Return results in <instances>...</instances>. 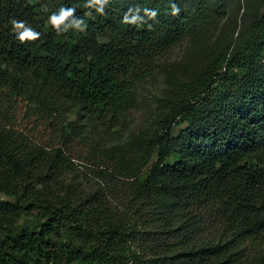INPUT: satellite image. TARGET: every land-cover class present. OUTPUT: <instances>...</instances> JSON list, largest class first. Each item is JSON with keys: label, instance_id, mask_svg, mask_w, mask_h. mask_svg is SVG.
Instances as JSON below:
<instances>
[{"label": "trees", "instance_id": "obj_1", "mask_svg": "<svg viewBox=\"0 0 264 264\" xmlns=\"http://www.w3.org/2000/svg\"><path fill=\"white\" fill-rule=\"evenodd\" d=\"M45 1L0 0V95L42 121L59 107L41 93L49 86L89 118L116 119L142 77L136 57L169 51L214 9L200 10L203 0H47L57 14L75 9L58 33L38 14ZM13 19L39 38L21 42ZM104 30L114 33L107 42ZM164 101L134 155H100L101 185L83 196L56 182L72 165L62 147H42L0 117V264H264V0L233 44Z\"/></svg>", "mask_w": 264, "mask_h": 264}, {"label": "rangeland", "instance_id": "obj_2", "mask_svg": "<svg viewBox=\"0 0 264 264\" xmlns=\"http://www.w3.org/2000/svg\"><path fill=\"white\" fill-rule=\"evenodd\" d=\"M174 1L179 4L187 0ZM222 1L203 0L200 10L210 13L209 8H214L211 19L207 24H197L169 51L157 54L149 61L142 56L136 57L137 70L142 77L136 83L133 97L124 112L116 119L89 118L65 98V93L50 86L41 93L54 95L59 107L47 110L49 117L46 121L38 118L34 111H29L34 107L27 103L19 105L14 99L8 101L5 95H0V117L7 125L22 131L42 147L50 150L52 147L63 148L72 165L59 174L56 182L68 185L78 196L98 190L101 182L96 170L100 155L105 156L112 150L121 151L127 156L134 155L136 137L154 125L155 119L163 111L164 100L177 96L185 83L196 79L213 64L216 56L233 44L246 22L261 11L263 3V0H229L222 9L224 12L216 13ZM188 3H193V0H188ZM37 11L51 29L47 21L54 13L53 4L47 0L41 2ZM116 14L120 16V13ZM86 19L94 23L101 21L93 12H89ZM123 24L129 30L142 29L136 18H125ZM113 35L109 30L98 33L101 42H107ZM1 70L16 72L11 64L2 65ZM36 83L32 81V84ZM2 92L0 94H4ZM177 132L178 127L174 126L172 133L176 135ZM56 182L50 185L54 186ZM2 198L14 201L7 196Z\"/></svg>", "mask_w": 264, "mask_h": 264}, {"label": "clouds", "instance_id": "obj_3", "mask_svg": "<svg viewBox=\"0 0 264 264\" xmlns=\"http://www.w3.org/2000/svg\"><path fill=\"white\" fill-rule=\"evenodd\" d=\"M75 9L73 8H65L61 7L57 13H53L49 16L47 23L51 25V27L60 33L59 26L64 23V21L73 14ZM13 30L17 33V38L21 42L25 41H34L39 38L40 33L32 29L31 27H27L23 21H17L15 19L11 20Z\"/></svg>", "mask_w": 264, "mask_h": 264}]
</instances>
